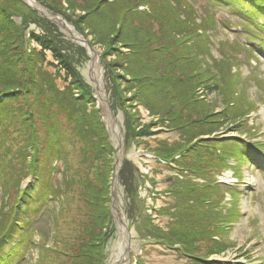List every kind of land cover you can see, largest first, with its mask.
I'll return each instance as SVG.
<instances>
[{"label": "rangeland", "instance_id": "374dc122", "mask_svg": "<svg viewBox=\"0 0 264 264\" xmlns=\"http://www.w3.org/2000/svg\"><path fill=\"white\" fill-rule=\"evenodd\" d=\"M37 2L57 16L65 18L97 51L104 73V89L109 99L115 94L117 85L120 89L126 86L129 75L125 67L128 65L129 55L126 61H123L124 57H117L116 50L105 56L109 53L108 49L106 48V51L96 43L87 28L81 27V17L85 15L86 10L98 9L96 15L103 21L101 25L96 21L99 28H105L115 39L120 37V31L124 36L134 37L140 44V49L149 56L158 53L159 47L164 44L162 38L165 39L170 30L164 25L168 14L170 16L167 17L177 19L176 33L167 37V40L174 44L182 42L187 34L198 30L200 26L202 30H199L198 34L204 32V36L197 40L201 42L199 47L207 48V53L204 54L201 50L199 53L204 56L198 58L212 68L211 72H217L219 75L216 84L208 88L201 86L199 94L209 105L208 109L213 108L216 112L223 111L229 103H237L222 118L225 120L224 125L214 136L231 135L248 140L250 136L239 132L252 133L255 128L261 132L256 136L258 139L252 140H264V115L261 114L264 110V12L245 13L238 7V3L232 5L226 0H182V6L177 4L176 0H124L115 8L101 4L98 0H76L75 6L70 5L68 0ZM27 6L29 8V5ZM153 13L156 16L150 20ZM122 23H126L123 24L126 26L124 29H121ZM9 33L13 37L10 42L15 46L13 51L17 52L13 68L19 82L21 81L17 87H5L0 84V100L9 98L4 101L8 104L6 106L12 105L16 109L15 113L9 112L8 116H4V127L10 131V141L19 144L24 141L23 137L30 133L37 142L43 143L40 148L44 149L48 143L47 136L54 134L57 124L70 136L64 142L67 145V154L63 160L58 161V171L53 178L57 199L51 198L46 204V212L42 215V210L30 225L28 236L21 240L20 247L25 250L24 254L19 247L8 245L4 252L12 248L9 264H106L117 238L113 215L110 213L111 219L105 216L110 212L115 147L104 120V110L97 107V99L94 98L98 115H89L87 118L92 130L98 134L94 140L74 137L82 114L69 117V112L63 113L65 110L60 101L61 92H65L69 86L72 90L63 95L65 98L67 95L78 97L80 93L86 94L90 85L95 92L90 81L89 56L82 46L69 39L55 23L41 19L37 13L33 20L15 17L14 26L7 33H3L2 38ZM195 38L196 36L190 38L191 43ZM261 40L263 47L260 51L250 49L249 46L252 45L259 47L258 41ZM41 41L51 44L52 47L49 45V48L42 49ZM2 45L1 42L0 47ZM34 48L42 51L41 57L34 55ZM118 49L119 54L130 53L121 43L118 44ZM133 59L131 57L132 63ZM72 68L74 75L71 73ZM48 75H51V78L46 80ZM234 77L240 80L236 85L233 83ZM37 81L49 84L47 89L41 88L45 91L42 94L38 92L40 86L36 84ZM91 96L94 97L92 91ZM130 96L131 92L127 97ZM56 98L59 101L57 103ZM112 99L117 100L115 95ZM115 104H111L112 109L122 122L124 132L122 165L116 187L121 194L118 201L129 225L135 231V236L132 237L135 242L134 249L129 264H196L183 254L186 250L208 257L219 255L233 264H264V149L255 146L263 168L237 156V159L225 158L223 163L221 162V168L217 167V173L207 175L206 179L212 181L218 174H224L220 176L223 177L225 174L235 173L242 178L236 183L242 195H232L222 187L209 189L207 195L215 199L216 207H206L207 213L200 220L193 222L188 219L189 214L185 211L180 210L181 215L172 208L176 200L171 185L177 177L182 176L183 180L190 178L198 182L193 173H185L179 165H175L181 155L175 156L173 153L185 144L186 136H182L172 127L155 124L159 117L151 114L145 105L136 100L127 99L123 106ZM91 109L89 106L88 113ZM248 110V116H251L242 129L230 125L242 118ZM192 113L188 111L187 120ZM24 119H27V123ZM100 122L103 123L105 132L98 124ZM147 126H151L150 129L146 128ZM143 131L148 133L143 134ZM221 141L225 146L230 145L229 140ZM214 143L212 150L221 148L222 143ZM99 145L114 150L107 158L113 160L111 166L105 162L106 159H84V154L90 147L97 151ZM212 150L210 151L209 147L205 155L207 158L209 152L211 157H215ZM218 152L216 150L217 154ZM232 153H235L233 146ZM133 154L139 155L137 161L131 159ZM145 155H152L153 162L149 163L150 160L145 159ZM68 167L77 171L79 177L76 176V180L79 181L71 189L69 187L66 193L64 185ZM181 171L184 172L180 173ZM31 181V176L24 178L21 188ZM51 190L54 191L52 188ZM3 197L0 183V206L4 201ZM107 199L109 209L105 210L101 202ZM63 203L65 204L62 205ZM239 209L244 215L239 214ZM207 216L208 219L212 216L215 220L223 221L218 233L209 227ZM176 220H180L184 226H181V229L175 228L174 232L169 234V230L175 227ZM200 222L203 224L200 225ZM194 223L195 228L191 226ZM155 231L160 235V239L152 236ZM33 232L35 236L32 235ZM93 233L96 236L92 238ZM39 234L45 239L42 243ZM175 236H179L180 241L175 242ZM19 237L20 235L18 240ZM215 250L222 252L212 253ZM244 253H250L251 258Z\"/></svg>", "mask_w": 264, "mask_h": 264}, {"label": "trees", "instance_id": "16d2710c", "mask_svg": "<svg viewBox=\"0 0 264 264\" xmlns=\"http://www.w3.org/2000/svg\"><path fill=\"white\" fill-rule=\"evenodd\" d=\"M123 1L124 0H113L108 2L107 0H98L99 3L105 4L111 8L119 6ZM226 1H229L232 5H237L238 3V7L245 13L264 12V0ZM68 2L70 5L72 4L75 6L76 0H68ZM176 3L182 6V0H176ZM29 9H31L32 12ZM34 12L37 13L30 6L28 8L23 0H0V43H3L0 47V84H3L5 87H17L21 81L19 82V77L13 68L15 66V53H17L13 51V47L15 46L10 43L13 37L11 33L3 38L2 35L12 29L15 17L33 20L35 16ZM96 12H98L96 8L86 10L85 15L81 17L83 20L81 27L83 28L84 26L87 28L94 36L95 42L99 43L106 51L108 49L107 52L109 53H106L105 56L116 50V52H118L117 57H124L123 61H126L125 59L127 55H129V60L127 61L128 65L125 67L129 79L126 81V86L123 89H120L119 85L116 86L115 94L113 95H115L117 100L112 99L113 95H111V104L115 106V103H119L123 106L127 99L136 100L145 105L151 114L159 117V121L155 124L172 127L176 131H179L182 136H186L184 139L185 144L177 148L173 153L175 156L181 155V157L176 160L178 161L177 165L185 171L195 174L196 177L204 179L205 183L194 182L190 178L183 180L181 176L177 177V180L171 185V191L176 200L172 208H175L174 211L179 212L181 215V211H185L189 214L190 218L188 219L190 221L194 222L195 220H200L201 217L207 213V210H205L206 207H216L214 204V202H216L215 199L207 195L209 189L217 187V185L212 186L210 184L214 181V178L212 181L206 179L207 175L210 173V171L207 172L209 166H213V168L217 170V167L221 168V162L223 163V160H225L229 154H233L236 157L241 156L244 157V160H247L248 153H250L246 145L242 143L239 145L235 141L232 142V145L234 143L233 147L235 153H232V148H229V146H226L227 149L223 146L220 149L215 148L212 150L213 142H215L214 145H216L217 139L211 137L222 128L224 125L223 122L225 121L222 118H224L229 112V109L235 107L237 103H229L223 111L216 112L213 108L208 109L209 105L203 100L204 98H201L202 95L199 94L201 86L208 88L216 84L219 75L217 72H211L212 68L208 67L207 63H203L201 58H198L207 53V48L203 46L199 47L201 46V42L197 40L202 35L204 36V32L198 34L199 30H202L199 26L198 30L195 29L187 34L182 42L180 41L174 44L168 41L167 37L176 33L175 25L177 24V19L167 17L170 16L168 14L166 20L164 17V25L170 30L166 33L167 37H165V39L162 38L164 44L159 47L158 53H152V55L149 56V54L140 49V44L134 37L124 36V33L122 35V31L119 30L120 32H117H119L120 37L115 39L105 28H99L97 22L101 25L103 21L96 15ZM155 16L156 15L153 13L150 16V20L154 19ZM41 19L46 20V18L43 17H41ZM123 24L126 23L121 24V29L126 27ZM195 36L194 42L191 43L192 40L190 38ZM169 40H171V38H169ZM119 43H121V46H126V48L130 50V53L119 54ZM40 44L42 45V49L49 48V45L52 47L51 44L48 45L44 41H41ZM201 50L204 54L199 53ZM41 52L42 51H37V49L34 48V55L38 54V56L41 57ZM192 54L194 55L192 56ZM131 57L134 58V63L131 62ZM146 59H149V61ZM73 70L72 68L71 73H73ZM50 78L51 75H48L46 80ZM239 82V78L234 77L233 83L236 85ZM37 83L40 86V88H38L39 94L45 92L42 91L41 88L47 89L49 86V84L42 81H37L36 84ZM66 89L64 90L65 92H61L60 97V101L63 103L61 106H63L65 110L63 113L69 112V117L82 114L79 119L78 130H76L74 137H87L86 139L94 140L98 134L96 131L92 130V126H90V122L87 119L89 115H98V110L95 109L94 91L88 86V92L86 94L80 93L78 97L73 95L69 97L67 95L65 98L63 95H65L66 92L70 93L72 87L69 86ZM91 91L94 97L91 96ZM129 92L132 93V96L127 97ZM2 99L3 100H0V183L4 192V201L0 206V245H5L7 242L15 243V246L19 247L20 251H23V248L20 247L22 243L21 240L28 236L30 225L35 222L43 208L46 207L47 210L46 204L51 198L57 199V191L53 186V178L58 171V161L63 160L67 154V145H65L64 142L65 140L67 141L70 136L64 128H61L57 124L54 134L47 136L46 140L48 143L44 149L40 148L43 143L37 142L30 133L23 137V142L20 141L19 144L12 143V141H10V131L7 127H4L6 120L4 116H8L9 112L15 113L16 109H14L12 105L6 106L7 103L4 101H8L9 98ZM55 102H59L57 98ZM4 103L5 105H3ZM89 106H91L92 109L88 113ZM198 106H206L207 108L200 109ZM188 111L193 112L189 120H187L189 115L187 114ZM249 111L250 110L245 112L242 118L232 123L234 124L239 120H244ZM26 120L27 119H24L25 123H27ZM246 123L247 120H245L242 125L245 126ZM98 124L104 131L103 123L100 122ZM150 127L151 126H147L146 128L150 129ZM144 133L148 132L143 131V134ZM104 147L99 145L97 151H94V149L90 147L89 151L84 154V159L96 161L106 159L105 162L110 165L113 160H109L110 158L107 159L109 156L108 154L112 155L114 150ZM209 147L210 151H214L215 157H211L210 152L209 158L205 156L209 151ZM240 147L242 149H240ZM216 150L219 151L218 154ZM188 160L193 161L190 162ZM43 162L46 164L42 165ZM68 169V173L66 172L67 178H65L66 184L64 185L66 193L69 187L71 189L79 181L76 180V176L79 177L76 173L77 171H73V167H68ZM30 176L33 178V181L28 183L26 187L21 188V183L24 178ZM50 185L54 191L51 190ZM64 204L65 203L62 205ZM101 204L105 206V210L109 209L108 199L103 200ZM168 211L170 210L168 209ZM110 213L111 210L105 215L107 219H111ZM208 217L209 216H207L206 220L210 221L209 227L213 228V230H216V233H218L217 231L220 230L223 221L215 220L212 216L211 219H208ZM201 224L203 223L200 222V225ZM181 226H184L181 221L176 220L175 227L170 229L168 233H173L175 228L181 229ZM191 226L195 228L196 225L194 223ZM34 233L35 232L32 233L33 236H35ZM19 235V240L15 241V238ZM38 236L41 237V243L45 241L42 234ZM93 236H96L95 233H93L92 238ZM152 236L156 239L161 238L156 231L152 233ZM175 237V242L180 241L179 236ZM0 248H2V246H0ZM220 251L221 250H215L212 253ZM183 254L196 264H225L211 261L206 262L207 258H209L208 256L199 255L187 250L183 251ZM4 263L8 264L9 259Z\"/></svg>", "mask_w": 264, "mask_h": 264}, {"label": "bare ground", "instance_id": "6f19581e", "mask_svg": "<svg viewBox=\"0 0 264 264\" xmlns=\"http://www.w3.org/2000/svg\"><path fill=\"white\" fill-rule=\"evenodd\" d=\"M32 6H38L37 2H34L33 0L29 1ZM43 10V8H41ZM62 30L71 38L75 39L76 43L82 46L87 53V56L92 57L93 59L90 62L89 68H90V80L91 84L94 86V88L98 89L100 94L97 97V107H99L103 111V107L101 105V98L103 97L102 89H104V73L102 66L100 64L99 55H96V50L89 46L87 43L84 42L82 33L78 31L76 28H74L71 24L67 22H63V25L61 26ZM91 86V85H90ZM92 86V87H93ZM95 96V94H94ZM262 115H264V110L261 112ZM104 120L107 124L108 130L111 134V138L113 139V143L115 146L119 148L118 157L122 160V147L120 145L121 139H122V130L119 124L115 119H113L107 112L104 111L103 113ZM139 155L133 154L131 155V159L137 161ZM145 159L150 160L149 163H152L154 160V157L152 155H145ZM115 186H118V181H116ZM115 187V195L121 197L118 193V188ZM120 203V202H119ZM117 210L119 213V217L117 221L115 222V228L117 232V238L115 240V245L113 247L112 253L110 254V257L106 264H129L130 262V255L132 250L134 249V241L133 236H135V231L131 228V226L128 223V220L126 216L123 213V210L121 208V205L119 204L117 206Z\"/></svg>", "mask_w": 264, "mask_h": 264}, {"label": "water", "instance_id": "95a60500", "mask_svg": "<svg viewBox=\"0 0 264 264\" xmlns=\"http://www.w3.org/2000/svg\"><path fill=\"white\" fill-rule=\"evenodd\" d=\"M25 3H27L33 10H35L39 16L43 17V18H46L48 20H50L51 22L55 23L59 28L60 30L65 33L61 26L63 25V22H67V20H65L64 18H62L61 16H57V14H54L53 12H51L47 7H45L44 5H42L41 3L37 2L36 0H33L34 2H37V5L38 6H32L30 4V0H23ZM43 8V10L41 9ZM68 23V22H67ZM66 34V33H65ZM69 39H73L71 38L70 36H67ZM83 37V35H82ZM75 41V39H73ZM83 40L85 43H87L89 46H91L90 42L83 37ZM92 47V46H91ZM93 48V47H92ZM96 55L97 52H96ZM93 58L90 57V61L92 60ZM91 80V79H90ZM92 81V80H91ZM95 93L97 95V97L100 94V92L98 91V89L96 88L95 89ZM102 94H103V97L101 98L100 102H101V105L103 107V110L105 112H107L113 119H115L117 121V123L119 124V126L121 127V130H122V139H121V142H120V145L121 147L124 145V140H123V125H122V122L120 121V119L118 118L117 114L115 113V111L112 109V105H111V102H110V99H109V95L108 93L105 91V89H102ZM102 96V95H101ZM113 141V139H112ZM114 144V143H113ZM115 151H116V156H115V161H114V164H115V170H114V177H113V181H112V196H111V203H110V210H111V213L113 215V218H114V221L116 222L118 217H119V213H118V210H117V206L120 204L118 199H117V196L115 195V184H116V181H118V173H119V170L121 168V159L118 157V152H119V148L117 146H115Z\"/></svg>", "mask_w": 264, "mask_h": 264}]
</instances>
